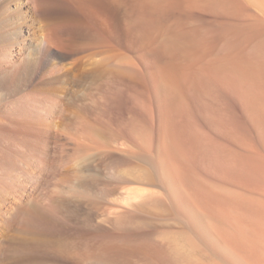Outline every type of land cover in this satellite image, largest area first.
<instances>
[{"label":"bare ground","instance_id":"1","mask_svg":"<svg viewBox=\"0 0 264 264\" xmlns=\"http://www.w3.org/2000/svg\"><path fill=\"white\" fill-rule=\"evenodd\" d=\"M53 137L71 143L65 193L107 226L64 256L264 264V0H0L8 234L43 220Z\"/></svg>","mask_w":264,"mask_h":264},{"label":"rangeland","instance_id":"2","mask_svg":"<svg viewBox=\"0 0 264 264\" xmlns=\"http://www.w3.org/2000/svg\"><path fill=\"white\" fill-rule=\"evenodd\" d=\"M57 131L58 127H55L53 129L54 134H56ZM57 138L58 137H53L51 140L46 142L49 152V160L47 159L48 167L40 176L41 179L35 188L36 203H40L41 205H38V207H41L44 211H46L43 212L40 210L43 220L42 222L40 221V223L33 222L32 224V219L24 213L18 221V230H15L14 232L11 231L12 233L9 231V234L5 229V224H0V236L2 234L0 242L1 245H3V248L0 250V264H80L81 261L78 258L76 260L75 257L71 258L67 255L64 256L66 253L65 250L69 252L74 249H78V247L80 249L84 248L86 240L88 241V239H90V242L87 243L89 244V248L92 249L93 245H96L97 243L95 241L96 239H105L104 236L107 235V232L104 231L107 226L100 223V220L97 221L99 218V215L97 217V213L99 212H96V215L94 216H92V214L89 215L88 210L90 209L89 206L87 207L84 200L76 201L75 203V201H73L71 197L69 198L67 193H65L68 190L67 187L70 184L71 179V177L67 174L72 168L70 167L71 164L69 159L71 153V143L67 142L68 139H66L65 142V138ZM32 167L33 166H25L24 170H30L27 171L28 175L32 174V176H35L37 169ZM66 167H70V170L66 169ZM66 175L70 179H68ZM22 177L21 180L23 181V184H27V180L24 176ZM60 177L62 181H60ZM63 177L67 180L62 179ZM66 181H69L67 187L65 186L67 183ZM59 188H61V190L64 188L63 192L61 190L59 191ZM15 189L17 192H21L18 186H15L11 193L15 194ZM58 191L62 194L64 193V196L58 193ZM19 192L15 195H10L11 193L6 194V202H11L12 199L19 198L17 196L21 195ZM40 197L42 198L40 199ZM58 197L63 199L60 200ZM13 201L14 200H12V202ZM5 206H7L6 203L1 206L2 210H4ZM0 216H2V214ZM1 220H3V218H1ZM2 225L4 227H2ZM28 233L30 235L32 234L31 237ZM40 238L41 240L46 239L45 242L41 241Z\"/></svg>","mask_w":264,"mask_h":264}]
</instances>
